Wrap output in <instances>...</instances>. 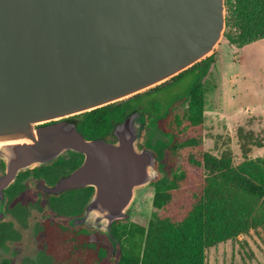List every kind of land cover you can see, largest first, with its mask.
<instances>
[{
  "label": "water",
  "instance_id": "water-1",
  "mask_svg": "<svg viewBox=\"0 0 264 264\" xmlns=\"http://www.w3.org/2000/svg\"><path fill=\"white\" fill-rule=\"evenodd\" d=\"M225 28V0H0V189L66 149L83 153L48 191L92 186L69 224L106 234L114 254L112 223L159 176L154 150L139 146L146 114L129 112L112 142L86 139L66 120L40 124L169 80L214 52Z\"/></svg>",
  "mask_w": 264,
  "mask_h": 264
},
{
  "label": "trees",
  "instance_id": "trees-1",
  "mask_svg": "<svg viewBox=\"0 0 264 264\" xmlns=\"http://www.w3.org/2000/svg\"><path fill=\"white\" fill-rule=\"evenodd\" d=\"M225 5L224 37L230 45L241 48L264 38V0H225ZM214 57L215 50L174 76L197 69L190 87L148 124L155 130L148 131V146L155 152L159 170L158 178L150 184L154 187V213L131 220L128 215L113 222L120 250L115 264H205L207 247L251 224H264V157L253 169L233 166L228 158L211 154L202 146L201 87ZM164 83L150 89L158 90ZM125 107L120 101L87 111L80 129L88 137L112 134L114 125L128 114ZM204 170L213 176L207 177ZM217 182L234 195L236 206L231 216L217 197ZM106 255L102 248L89 259L85 250H77L72 259L60 264H108Z\"/></svg>",
  "mask_w": 264,
  "mask_h": 264
},
{
  "label": "rangeland",
  "instance_id": "rangeland-1",
  "mask_svg": "<svg viewBox=\"0 0 264 264\" xmlns=\"http://www.w3.org/2000/svg\"><path fill=\"white\" fill-rule=\"evenodd\" d=\"M212 68L201 87L204 99L202 146L211 154L228 158L233 166L253 169L256 164H262L264 157V38L239 48L230 45L223 33L215 49ZM196 77L197 69H189L163 82L165 85L158 90L147 89L121 102L125 103L127 113L136 108L144 112L150 124L151 119L183 94ZM204 173L207 177L213 176L209 170ZM214 187L218 189L217 197L226 215L231 216L236 206L233 193L218 182ZM153 192L152 185L138 191L128 220L153 215ZM111 251L109 247L107 263L115 264L119 246L114 254ZM205 264H264V224H251L244 231L207 247Z\"/></svg>",
  "mask_w": 264,
  "mask_h": 264
},
{
  "label": "flooded vegetation",
  "instance_id": "flooded-vegetation-1",
  "mask_svg": "<svg viewBox=\"0 0 264 264\" xmlns=\"http://www.w3.org/2000/svg\"><path fill=\"white\" fill-rule=\"evenodd\" d=\"M85 112L40 125L66 120L74 123L86 139L115 141L113 134L100 137L84 134L80 123ZM148 124L147 116L139 138L140 147H149L148 131L153 128L148 129ZM83 159V153L66 149L50 162L19 170L9 183L1 187L0 264H60L62 260L72 259L77 250H85L90 259L98 250L105 248L107 252L112 247L106 234L84 224H69L73 217L83 213L94 192L92 186L75 187L57 193L48 191L61 178L79 167ZM6 172V162L0 158V176ZM112 232L114 235L113 223ZM105 259L107 261V255Z\"/></svg>",
  "mask_w": 264,
  "mask_h": 264
},
{
  "label": "crops",
  "instance_id": "crops-1",
  "mask_svg": "<svg viewBox=\"0 0 264 264\" xmlns=\"http://www.w3.org/2000/svg\"><path fill=\"white\" fill-rule=\"evenodd\" d=\"M214 67V66H213ZM215 67H217V64H215ZM212 68V67H211ZM213 69V68H212Z\"/></svg>",
  "mask_w": 264,
  "mask_h": 264
}]
</instances>
